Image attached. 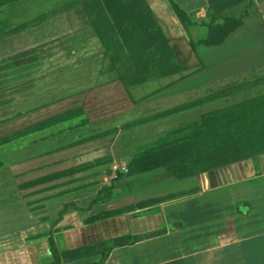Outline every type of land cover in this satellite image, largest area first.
<instances>
[{
  "label": "crops",
  "instance_id": "crops-1",
  "mask_svg": "<svg viewBox=\"0 0 264 264\" xmlns=\"http://www.w3.org/2000/svg\"><path fill=\"white\" fill-rule=\"evenodd\" d=\"M147 1L181 68L169 87L197 75L203 76L198 87H224L182 106L225 96L167 117L158 118L178 107L128 120L168 96L159 90L136 96L150 83L127 88L116 64H106L96 29L100 16L87 15L83 23L85 16L62 12L60 0H15L0 8V141L84 112L0 145V264H49L52 238L59 249L73 250L125 236L142 239L113 250L105 264H264V151L186 180L165 169L132 177L121 172L139 150L184 127L173 126L179 114L218 100L229 108L264 97L228 101L264 87V0H175L197 23L190 34L169 0ZM101 4L108 18L102 19L113 30ZM246 13L244 25L223 45L192 47V39L208 37L203 23ZM84 32L96 35L95 48L86 49L78 38Z\"/></svg>",
  "mask_w": 264,
  "mask_h": 264
},
{
  "label": "trees",
  "instance_id": "trees-1",
  "mask_svg": "<svg viewBox=\"0 0 264 264\" xmlns=\"http://www.w3.org/2000/svg\"><path fill=\"white\" fill-rule=\"evenodd\" d=\"M15 0H0V8ZM111 17L115 33L120 37L123 46L130 54L132 76L127 80L120 79L127 88L147 84L151 79H166L181 72L170 43L158 23L147 0H101ZM183 26L190 34V28L196 26L186 11L175 0H169ZM249 14L242 17L212 19L202 25L208 29L206 40L195 42L198 46L214 48L225 43L227 38L244 25ZM227 93H220L181 106L158 116L174 115L213 100L222 98ZM264 97L246 101L235 106L204 114L199 121L179 128L152 145L142 148L130 163L128 177L165 169L174 178L186 180L193 176L209 172L224 165L241 161L251 155L264 151ZM77 109L40 125L22 131L0 141L7 144L11 140L26 136L29 133L65 122L80 115ZM84 166L70 170L74 174L86 168ZM134 208H125L106 212L88 221L95 223L131 212ZM142 238L125 236L108 242L82 246L73 250L59 249L51 239L53 261L49 264H62L83 259L101 257L97 264H105L113 250L139 242Z\"/></svg>",
  "mask_w": 264,
  "mask_h": 264
},
{
  "label": "rangeland",
  "instance_id": "rangeland-1",
  "mask_svg": "<svg viewBox=\"0 0 264 264\" xmlns=\"http://www.w3.org/2000/svg\"><path fill=\"white\" fill-rule=\"evenodd\" d=\"M60 1L61 4L65 3V7L61 9L62 12L66 11L65 13L67 14L65 15L85 16L86 18L84 17L82 21L83 23H85L87 19V15L90 16V18L92 19H97L96 16H100L99 21L97 22L98 27L96 29H98V34H99L98 36L100 37L104 45V50L102 49L101 56L104 57V61L106 62L107 65H109L110 61L114 62L117 66L119 75L120 76L123 75V77L129 80L133 72L132 70L133 61L131 60L130 54L123 46L120 37L115 33L114 29L109 30L111 28L108 20L102 19V16L105 17V19L108 18L106 17V12L103 9L101 1L100 0H60ZM78 38L82 41V43H85L86 49L90 48V46L92 48H95L96 46L95 42L97 40L96 35L91 34L89 32H84L81 36H78ZM107 69H109V66H107ZM107 71L108 70H106L105 74H107ZM100 78H102L104 81L106 76L104 77L100 75ZM156 80H159V77H155L151 79L148 82L150 84L144 86L143 88H141V90L135 91L136 96L143 94H150L153 92H157L159 90L157 93H162L160 95L168 96V97L162 101H155L149 103L146 107L140 108L139 110L131 113V115L127 117L128 120H137L139 118H144L146 116H149L157 111H162V110H167L182 106L186 103L192 102L193 100H197L202 97H205L206 95H208L209 89L211 90V92L221 91L224 89V87H222L221 85L218 86L216 85L215 87L214 86L198 87L197 84H201V82L203 81L202 75L199 76L197 75L190 81H184L182 84L177 86L174 85L172 87H169V85L173 84L176 81L175 78L173 79L167 78L158 83L154 82ZM227 82H230V80H228ZM255 95L256 96L264 95V87H260L259 89L257 88L251 92H246V91L242 92L241 94L236 95L235 97H231L230 99H228V101L230 104L239 100H240L239 102H242ZM227 106L228 105L226 102L218 100L216 102L199 107L195 110L184 112L182 114H179L176 118L173 119V124H175L173 126H176L177 128L181 126H185L191 122L200 120L204 114L221 110ZM178 183H180V185H184L182 184L183 182H178ZM165 185L170 186L172 184L168 183Z\"/></svg>",
  "mask_w": 264,
  "mask_h": 264
},
{
  "label": "built area",
  "instance_id": "built-area-1",
  "mask_svg": "<svg viewBox=\"0 0 264 264\" xmlns=\"http://www.w3.org/2000/svg\"><path fill=\"white\" fill-rule=\"evenodd\" d=\"M117 169H119V168L116 167V170H117ZM121 172L124 173V174H127V173L129 172V170H128L127 167H122V168H121ZM116 178H117V176H116Z\"/></svg>",
  "mask_w": 264,
  "mask_h": 264
}]
</instances>
